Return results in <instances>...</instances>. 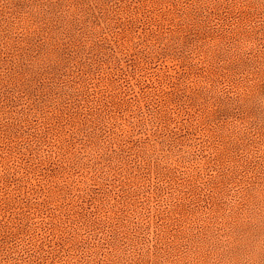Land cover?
Masks as SVG:
<instances>
[{
  "label": "rangeland",
  "instance_id": "rangeland-1",
  "mask_svg": "<svg viewBox=\"0 0 264 264\" xmlns=\"http://www.w3.org/2000/svg\"><path fill=\"white\" fill-rule=\"evenodd\" d=\"M0 264H264V0H0Z\"/></svg>",
  "mask_w": 264,
  "mask_h": 264
}]
</instances>
